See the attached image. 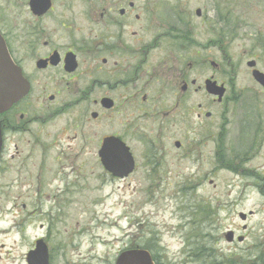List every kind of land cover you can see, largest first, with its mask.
Returning a JSON list of instances; mask_svg holds the SVG:
<instances>
[{
    "label": "rangeland",
    "instance_id": "374dc122",
    "mask_svg": "<svg viewBox=\"0 0 264 264\" xmlns=\"http://www.w3.org/2000/svg\"><path fill=\"white\" fill-rule=\"evenodd\" d=\"M17 1L24 3L0 0V12L7 19L4 29L18 59L25 56L27 38L20 26L25 24L22 19L10 30L8 20ZM156 1L139 0L137 8H159L153 5ZM163 1L177 3L191 16L192 37L197 42L213 38L216 28L224 31V74L218 79L225 83V98L217 102L212 96L192 94V122L202 123L206 131L200 140L198 136L192 141L188 160L165 165L183 174L149 175L142 168L125 178L106 174L94 154L103 135L120 132L121 118L89 121L88 101L70 112L74 115L76 109L80 112L87 106L79 128L74 129L80 140L70 142V148L66 139L57 141L64 115L51 117L47 124L34 122L30 134H25L34 142L18 140L19 151L30 156L31 175L25 185L9 191L17 197L15 208L0 202V264H27L26 254L38 238L47 244L50 264H114L122 250L136 246L149 250L155 264H264V195L257 192L261 189L257 183L264 182V166H259L264 163V143L263 150L249 157L251 141L264 139V87L253 79L246 64L254 59L264 72V47L256 44L257 36L264 35V2L239 0L233 7L231 0L230 22L217 24L220 0ZM196 7L202 9L199 17L194 14ZM87 32L81 31L82 39ZM192 48L199 53L197 59L202 55L214 61L221 58L215 47ZM203 65L202 72L192 73L197 84L214 74L210 64ZM197 102L210 112L201 121L195 116ZM131 145L138 153L140 143ZM217 149L223 167L217 166ZM197 153L198 161L192 162ZM63 170L69 174L63 175ZM36 174L41 178L38 186ZM21 202L26 205L21 207ZM251 210L253 214L246 218L247 240L227 243L225 229L238 227L242 232L237 213Z\"/></svg>",
    "mask_w": 264,
    "mask_h": 264
},
{
    "label": "flooded vegetation",
    "instance_id": "af4514ba",
    "mask_svg": "<svg viewBox=\"0 0 264 264\" xmlns=\"http://www.w3.org/2000/svg\"><path fill=\"white\" fill-rule=\"evenodd\" d=\"M138 1H17L15 12H10L8 20L10 30L22 19L25 24H18L23 26L27 38L25 56L18 59L11 50L4 29L7 19L0 12V34L11 59L21 68L29 83L28 94L0 113V202L15 208L17 197L9 191L28 182L31 169L27 160L30 156L19 151L18 140L34 142L35 139L25 135L30 134L31 124H47L51 117L64 115L65 118L60 119L57 127V141L63 143L61 138L66 139V146L70 148V142L80 140L77 135L79 131L74 129L79 128L87 106L80 111L83 116L79 109L74 115H70V112L74 106H80L81 102L86 104V101L89 121L97 122L105 118L111 122L116 117L121 118L120 132L112 131L103 135L94 154L106 174L112 178H125L140 168L149 175L183 174L165 165L188 160L194 149L192 141L198 136L200 140L206 131L202 123L192 122V94L212 96L211 100L217 102L225 98V83L223 79H218L224 74V31L216 28L213 38L197 42L192 37L191 16L177 3L158 0L153 5L159 8H137ZM233 1V7L238 5L239 0ZM219 2L220 14L216 20L219 22L216 23H229L231 15L228 6L231 0ZM194 14L199 17L202 9L196 7ZM82 30L88 31L85 39L81 38ZM256 44L264 47V35L257 36ZM194 46L201 49L215 47L221 58L214 61L201 54L203 58L197 59L199 53L193 51ZM203 62L215 69L214 74L197 84L198 80L192 73L193 70L202 72ZM220 88H223V92L219 100L217 94ZM203 106V102L195 105L198 120L202 115H210V112L203 111ZM66 114L70 115L67 122ZM222 130L223 126L220 133ZM106 138L118 139L128 147L132 156L131 162L123 159L114 162L115 173L105 168L98 156ZM130 138L131 142L138 141L141 145L137 155ZM251 142L253 145L249 157L252 153L255 156L260 152L257 150L262 149L264 139L262 137L259 141ZM186 144L189 146L186 147ZM218 150L217 166L223 167L224 162ZM199 155L197 153L192 162H197ZM130 166V170H124V167ZM259 166H264V163ZM69 168L73 170V167ZM62 174L69 173L64 171ZM119 174L122 176L117 177ZM34 178L38 186V178H41L38 174ZM263 185L264 182L257 183L261 187L257 192L264 195ZM57 202L58 199L55 204ZM25 205L24 202L20 203L21 207ZM240 227L242 232H238V227L225 229V239L230 237L226 239L228 243H244L247 240V232L243 229L248 225ZM227 231L230 235L226 234Z\"/></svg>",
    "mask_w": 264,
    "mask_h": 264
},
{
    "label": "water",
    "instance_id": "95a60500",
    "mask_svg": "<svg viewBox=\"0 0 264 264\" xmlns=\"http://www.w3.org/2000/svg\"><path fill=\"white\" fill-rule=\"evenodd\" d=\"M248 66L255 65L254 60L247 62ZM252 76L264 85V73L257 69L252 71ZM28 90L27 80L22 75L21 69L12 61L8 53L5 41L0 35V112L8 109L14 102L22 98ZM221 95L222 89L218 90ZM99 156L103 165L114 172L116 167L114 162L123 159L132 161V156L125 146L118 139L106 138ZM112 164V165H111ZM130 167H124L127 171ZM115 173V172H114ZM243 217V214H242ZM28 264H49L48 252L42 240L36 241L35 248L27 253ZM115 264H154L151 254L146 249L135 248L121 252Z\"/></svg>",
    "mask_w": 264,
    "mask_h": 264
}]
</instances>
